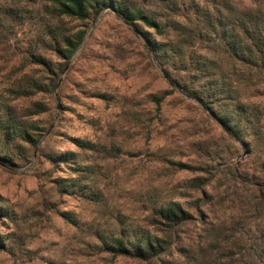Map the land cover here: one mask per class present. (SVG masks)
<instances>
[{
	"label": "rangeland",
	"instance_id": "rangeland-1",
	"mask_svg": "<svg viewBox=\"0 0 264 264\" xmlns=\"http://www.w3.org/2000/svg\"><path fill=\"white\" fill-rule=\"evenodd\" d=\"M41 2L0 0V99L19 120L39 128L38 150L26 145L14 171L0 165V206L10 214L0 218L8 248L0 251V264H147L114 257L103 240L122 228L161 233L165 227L154 208L172 202L193 216L183 228V246H207L201 222H209L224 247L253 250L264 235V200L230 174L236 165L243 175L264 180V139L243 159L239 144L199 103L172 92L143 35L110 10L96 20L53 21L72 34L85 32L66 62L28 19L42 16ZM148 3L160 10L157 0ZM244 95L261 114L264 132V80ZM61 154L69 160L51 161ZM75 179L91 192L68 193ZM207 180L205 196L194 186ZM92 193L97 197H85ZM176 248L170 259L182 261Z\"/></svg>",
	"mask_w": 264,
	"mask_h": 264
},
{
	"label": "trees",
	"instance_id": "trees-1",
	"mask_svg": "<svg viewBox=\"0 0 264 264\" xmlns=\"http://www.w3.org/2000/svg\"><path fill=\"white\" fill-rule=\"evenodd\" d=\"M157 3L159 11L151 8L148 0H42V9L38 10L44 12L42 16L38 13L28 19L36 20L55 51L69 62L84 42L85 32L72 34L53 26V21L96 20L102 12L112 11L143 35L148 54L161 67L172 92L180 91L199 103L226 135L239 144L242 158L252 156L264 139L263 118L258 110L251 109L244 91L264 80V0H157ZM32 11L25 10V17ZM34 62L46 66L42 58ZM59 80L60 74L54 79V87ZM38 129L37 125L19 120L0 99V165L14 171L18 152H26V145L38 150ZM75 141L80 148L90 150L88 143ZM67 156H53L51 161L66 162L63 159L68 161ZM175 165L182 170L205 171L187 164ZM83 172L89 171L85 168ZM230 175L232 181L254 188L259 200H264V180L243 175L236 165ZM68 182V193H74L70 189H79L75 193L91 192V188L81 189L82 180ZM208 185L209 180L199 181L194 187L206 196ZM85 197L97 196L92 193ZM154 209L165 227L161 233L122 228L103 240L104 249L114 257H130L147 264H249L245 262L247 258H253V264H264V235L259 244L255 242L253 250L237 252L224 247L220 237L214 236V226L201 222L207 229V246L186 247L181 237L184 226L193 220L192 214L177 202L158 204ZM9 215L8 209L0 206V218ZM6 244L7 239L0 238V251L8 250ZM173 245L177 246L182 261L170 259Z\"/></svg>",
	"mask_w": 264,
	"mask_h": 264
}]
</instances>
